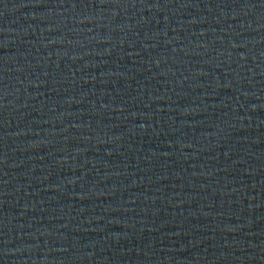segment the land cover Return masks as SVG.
Masks as SVG:
<instances>
[{
	"label": "water",
	"instance_id": "1",
	"mask_svg": "<svg viewBox=\"0 0 264 264\" xmlns=\"http://www.w3.org/2000/svg\"><path fill=\"white\" fill-rule=\"evenodd\" d=\"M0 264H264V0H0Z\"/></svg>",
	"mask_w": 264,
	"mask_h": 264
}]
</instances>
